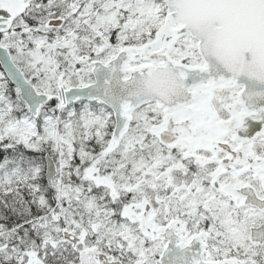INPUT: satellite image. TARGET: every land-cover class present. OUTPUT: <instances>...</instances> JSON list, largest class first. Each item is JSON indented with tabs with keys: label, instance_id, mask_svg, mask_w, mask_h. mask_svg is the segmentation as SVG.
Masks as SVG:
<instances>
[{
	"label": "snow or ice",
	"instance_id": "snow-or-ice-1",
	"mask_svg": "<svg viewBox=\"0 0 264 264\" xmlns=\"http://www.w3.org/2000/svg\"><path fill=\"white\" fill-rule=\"evenodd\" d=\"M0 264H264V0H0Z\"/></svg>",
	"mask_w": 264,
	"mask_h": 264
}]
</instances>
